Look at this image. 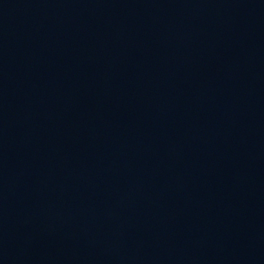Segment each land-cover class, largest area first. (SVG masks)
<instances>
[{"label":"water","instance_id":"95a60500","mask_svg":"<svg viewBox=\"0 0 264 264\" xmlns=\"http://www.w3.org/2000/svg\"><path fill=\"white\" fill-rule=\"evenodd\" d=\"M0 264H264V0H0Z\"/></svg>","mask_w":264,"mask_h":264}]
</instances>
